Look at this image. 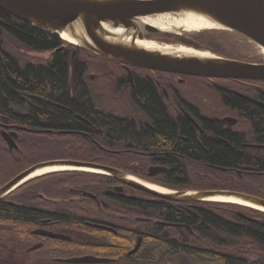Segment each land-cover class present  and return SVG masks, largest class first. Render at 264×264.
<instances>
[{
	"label": "trees",
	"instance_id": "trees-1",
	"mask_svg": "<svg viewBox=\"0 0 264 264\" xmlns=\"http://www.w3.org/2000/svg\"><path fill=\"white\" fill-rule=\"evenodd\" d=\"M222 33L210 30L198 34L165 33L149 37L236 57L227 51L230 40ZM62 46L64 48L59 50ZM22 51L31 56H23ZM85 53L90 54L0 10V117L11 124L34 129H48L54 133L70 131L38 134L36 139L22 142L19 149L5 155L0 150V181L11 168L14 175L37 161L50 158L108 162L125 168L126 161H135V156L130 153L106 155L97 142L115 148L124 145L136 148V144L146 142L162 151L173 149L179 154L165 158V163L174 170L170 172L172 176L174 172L176 176L183 175L189 162L192 176L197 175L194 172L200 167L206 173L201 182L194 181L198 184H175V179L165 177L164 181L169 184L162 185L184 189H230L264 195V177L245 172L252 164L264 165V148L252 149L246 145L251 137L246 123L241 131L234 133L224 130L218 122L209 121L205 125L207 133L202 134L185 118L173 119L150 80H136L133 100L154 122L138 131L134 123L98 108L99 100L88 79L89 64ZM218 79L223 84H264L252 80ZM108 87V94L118 98L119 93L110 82ZM224 100L239 110L245 119H251L256 143L264 145V106L230 93L225 94ZM238 170L242 173H237ZM131 172L137 173L134 169ZM52 176H58L64 184H105L109 180L106 175L76 171L58 172ZM134 204L136 202L125 203L121 207L129 213L145 211L153 217L158 214V218L184 224L157 227L176 230L174 234L160 237L159 245L164 248L158 250L159 264L264 263V212L228 203L198 202L200 207L193 208L187 215L184 209L177 211L162 199H158L157 209ZM14 216L33 217V213L15 209ZM185 244L220 246L223 252L220 255L189 251L184 248Z\"/></svg>",
	"mask_w": 264,
	"mask_h": 264
},
{
	"label": "flooded vegetation",
	"instance_id": "flooded-vegetation-1",
	"mask_svg": "<svg viewBox=\"0 0 264 264\" xmlns=\"http://www.w3.org/2000/svg\"><path fill=\"white\" fill-rule=\"evenodd\" d=\"M225 33L229 40L235 39L237 35L243 36L237 32ZM233 47L239 48L237 45ZM21 54L31 56L25 51ZM230 58L242 60L241 56ZM102 59L110 63L109 60ZM113 64L114 66L107 71L106 75L108 81L119 93L118 100L112 101L109 105L99 103L98 108L108 110L134 123L138 131L143 126H149L154 122L134 102L132 90L136 88V80H150L163 97L165 107L173 119L185 118L202 134L207 133L205 125L209 121L218 122L224 130H231L234 133L241 131L246 123L247 133L251 136L246 145L252 149L264 148L263 144L256 143L251 119H245L239 110L228 105L224 100L225 94L230 93L241 95L252 104L264 106V84H223L218 78L138 67L128 68L120 62ZM112 98L114 99L113 96ZM229 117L235 121L227 120ZM45 132L54 133L48 129L40 130L26 125L11 124L7 119L0 117V150L5 155L9 151L19 149L22 142L36 139V135ZM61 132L69 133L70 131H58L54 134ZM4 133L12 139L13 146L5 138ZM91 140L96 141L93 138ZM97 144L106 155L120 156L130 153L135 156V161L127 160L125 168L108 162H90L115 167L143 181L172 190H208L162 185L169 184L164 181L165 177L175 179L177 181L175 184H198L201 178L206 177L201 167L199 170L195 168L194 173L197 175L192 176L190 162L186 163L183 175L176 176L174 172L175 176H172L170 172L174 170L165 163V158L179 155L172 151L173 149L162 151L158 146L146 142L136 144V148L132 145L115 148L98 142ZM54 159L72 158L44 159L32 165ZM155 167L161 170L150 174V170ZM132 169L139 174L131 172ZM8 172L5 177L1 176L0 189L17 175H13L12 168ZM245 172L264 177V165L252 164ZM237 173L241 174L242 171L238 170ZM53 174L55 173L44 174L29 180L15 190L0 196V264H159L158 250L164 248L159 245L160 237L168 233L174 234L176 230L157 227L159 225L184 226V224L166 221L162 217L158 218L157 213L158 217L157 215L153 217L145 211H137L135 214L127 212L121 204L136 202L134 205L152 206L157 209L158 199L162 198L131 187L117 178L106 175L109 180L105 184H89V182L64 184L57 178L58 176H52ZM259 197L264 198V195ZM162 200L170 203L169 206L176 208L177 211L184 209L187 215H190V210L193 208L200 207L198 202ZM15 209L30 211L33 217H16ZM186 226L194 233L190 226ZM178 247L182 248V246ZM184 248L189 251L212 252L220 255L223 252L220 246L206 244H185ZM79 258L95 260L75 261Z\"/></svg>",
	"mask_w": 264,
	"mask_h": 264
},
{
	"label": "water",
	"instance_id": "water-1",
	"mask_svg": "<svg viewBox=\"0 0 264 264\" xmlns=\"http://www.w3.org/2000/svg\"><path fill=\"white\" fill-rule=\"evenodd\" d=\"M0 10L68 44L96 56L120 62L128 68L264 82V62H248L210 51L209 55L203 56L164 52L137 43L138 40L155 41L149 38L153 35L181 34L161 30L152 24L144 23L141 18L190 12L205 16L219 26L233 30L264 48V0H0ZM109 26L121 27L125 37L111 33ZM129 37L131 40H127ZM63 48L64 46L59 50ZM227 120L235 121L230 117ZM4 136L13 146L12 139L7 137L6 133ZM51 167L60 168L55 172L76 171L111 176L131 187L166 200L228 203L264 212V198L250 193L230 189L172 190L143 181L109 165L73 159L47 160L30 166L2 187L0 196L38 177L31 176L39 170ZM159 170L161 169L157 167L152 168L150 174ZM216 197L235 198L249 205L217 201L214 200ZM94 260L79 258L75 261Z\"/></svg>",
	"mask_w": 264,
	"mask_h": 264
},
{
	"label": "bare ground",
	"instance_id": "bare-ground-1",
	"mask_svg": "<svg viewBox=\"0 0 264 264\" xmlns=\"http://www.w3.org/2000/svg\"><path fill=\"white\" fill-rule=\"evenodd\" d=\"M140 20H142L144 23L152 24V25H154V26H156L159 29L164 30V31L178 32V30L182 28L185 31H199L201 29H223V30H228L230 32H235L233 30L225 29V28L219 26L217 23L207 19L205 16H202V15H199L196 13H190V12L180 13V14L166 13V14H160V15H155V16H147V17L141 18ZM108 30L111 33H114V34L121 36V37H123L125 35L124 31L121 29V27L112 28L109 26ZM66 37L68 39H71L70 36H66ZM127 40H131V38L129 37V38H127ZM248 40L252 41L250 39H248ZM252 42H254V41H252ZM137 43L140 45H143L149 49H157V50H161L164 52H172V53H184V54H194V55L203 56V55H209V53L211 52V51L208 52L209 50H201V49L199 50V49H196V48H193L190 46H185V45H177V46L168 45V44L164 45V44H160L156 41H151V40H138ZM260 52L264 56V48L263 47H260ZM57 170H60V168L51 167V168L42 169V170H39L38 172L34 173L31 177H36V176H41V175L48 174V173H53ZM153 188L161 190V188H158L155 186H153ZM214 200H217V201L220 200V201H224V202H234V203L243 204V205L247 204V203H244V202L237 200L235 198L216 197V198H214ZM247 205H249V204H247Z\"/></svg>",
	"mask_w": 264,
	"mask_h": 264
},
{
	"label": "rangeland",
	"instance_id": "rangeland-1",
	"mask_svg": "<svg viewBox=\"0 0 264 264\" xmlns=\"http://www.w3.org/2000/svg\"><path fill=\"white\" fill-rule=\"evenodd\" d=\"M218 31V32H230L228 30L223 29H201L199 31H185L184 29H179L178 32L181 34L178 35H186V34H198L203 31ZM224 34V33H222ZM224 35H227L226 33ZM162 44H169V45H175L173 41L168 40H155ZM230 47L226 48L229 53H231L234 56H241L240 59L248 62H264V56L260 52V47L256 43L249 41L244 36H239L235 39H232L228 43ZM183 45V44H180ZM231 45H237L239 48L231 47ZM187 46V45H186ZM226 46V44H225ZM225 46H222V48H225ZM88 52V51H87ZM90 53V52H89ZM92 54V53H90ZM85 53V59L86 57L89 58V56H92L91 59L88 60L89 64V73H88V79L93 87V90L96 92L97 99L99 100V103H103L105 105H109L112 101H117L118 98H112L110 94H108L109 91V81L106 74L109 69H112L114 66V62L107 63L104 62L102 58H98L96 55ZM100 57V56H99ZM106 59V58H105ZM108 60V59H107ZM106 75V76H105Z\"/></svg>",
	"mask_w": 264,
	"mask_h": 264
}]
</instances>
